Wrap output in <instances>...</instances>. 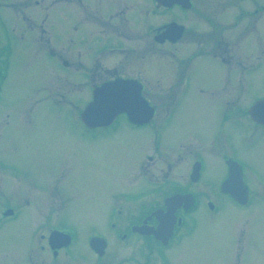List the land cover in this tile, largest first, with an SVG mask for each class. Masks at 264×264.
<instances>
[{"label":"rangeland","instance_id":"1","mask_svg":"<svg viewBox=\"0 0 264 264\" xmlns=\"http://www.w3.org/2000/svg\"><path fill=\"white\" fill-rule=\"evenodd\" d=\"M4 1L11 3L13 0ZM73 11L65 4L49 7L47 13L35 8L33 20L29 18L27 23H22L17 17L19 12L15 13L4 7L1 10L7 25L18 27L17 33L11 34L12 55L0 93V160L3 166L9 169L17 168L20 173L12 180L9 173H1L3 188L0 205L3 207L7 202L18 204L20 200L29 199L32 195L31 189L33 202L26 210L20 212L15 221L0 231V264H29L27 254L35 241L33 228L39 223L44 224L46 220H49V225L56 224L53 221L57 220L60 214L57 209L60 207L64 208V217H59L61 221H65L64 225H71L81 231L80 240L74 248L78 254V262L92 261V255L85 245L88 230L92 228L112 239L109 252L115 257V252L119 251L114 260L117 261L123 254H129V251L141 244L116 240V234L123 227L117 221L114 231L110 233L108 223L110 224L111 220L107 221V217L112 216L107 215L117 209L123 214H140L146 202L131 201L126 204L122 202L123 197L118 196H122V193L146 191L161 185L165 187L167 180L186 181L187 174L192 169L191 150L201 149L209 158L221 155L222 147L214 145L211 138L214 132H217V118L222 111L220 104L224 103L227 92L214 90H222L227 76L234 77L235 73L211 59L197 62L195 66L188 68L193 78L192 85L171 129L165 133L162 141L165 149L179 140H184L188 134L187 140L189 139L188 144L191 147L187 146L186 142L181 143L179 147L175 145V149L169 151L162 147L160 156L153 152L151 141L148 144L149 140L154 138V129L135 130L124 122L117 132L100 136L96 144L86 139L79 113L84 103L90 99V93L86 90L82 92L83 87L74 84L79 82L88 85L89 78L83 75L82 80L76 81L78 78L73 68L77 61L73 55H83L92 60L99 56L95 53L96 41L90 35L89 29L92 27L85 25L75 31ZM252 26L248 27L250 38L245 47L252 44V49L259 50L262 44L264 46V17L256 27ZM41 27L45 31L54 29V35L60 36L61 39L60 48L76 42L74 53L68 58L71 65L67 68L62 65V61L57 60L58 57L50 55L48 44L42 40ZM109 40L115 38L110 36ZM102 41L106 39L100 38L99 42ZM260 51L262 52L261 49ZM257 52L258 55L251 62L261 60L258 58L261 53ZM84 59L82 58V61ZM101 59L105 63L108 60L106 56ZM249 60L251 59H244L242 62L246 65ZM84 65L90 67L88 60ZM132 66L133 63H130L128 68ZM141 67L142 73L153 83L157 78L155 72L153 74V65L141 64ZM162 77L165 78V74ZM241 78L243 88L237 93H241L244 106L254 96L264 94V78L257 72L246 75L243 71ZM142 94L150 106L157 110L151 122L155 119L158 121L166 106L161 107L157 103L166 102L168 98H156L154 92ZM242 119L241 124L230 122L225 128V134L237 137L242 133V140L238 136L233 142L240 149L242 158L264 177V133L256 132L251 123L249 125L247 120L243 117ZM194 124H197L200 131L195 130ZM253 134L256 140L251 147L243 139ZM206 142L210 143L198 148ZM149 156L151 160L146 159ZM212 163H206L209 172L205 174V178L213 180L223 173V167L219 160ZM14 180L17 183L13 186ZM53 183L56 184L54 188ZM205 187L203 183L199 189L205 192ZM251 187L253 196H258L257 188L253 185ZM58 196L64 197L65 206L61 204L62 199ZM206 213L207 207L204 203L195 214L198 225L188 250L178 264H232L224 262L223 257L233 259L234 246L224 248V245L215 239L218 235L233 237L237 233V226L244 221L240 231L248 233L245 230L248 221L247 228L252 234L248 244L252 261L249 264H264V198L245 212L223 209L216 223L205 222ZM48 227L45 225L40 234L47 235ZM149 245L152 251L148 256L153 260L155 244ZM42 254L43 257L39 260L42 264L52 261L47 252ZM179 255L178 253L172 258L173 263ZM103 261H106V258Z\"/></svg>","mask_w":264,"mask_h":264},{"label":"flooded vegetation","instance_id":"2","mask_svg":"<svg viewBox=\"0 0 264 264\" xmlns=\"http://www.w3.org/2000/svg\"><path fill=\"white\" fill-rule=\"evenodd\" d=\"M56 4H65L70 10H74L75 31L85 25L92 27L89 29L90 35L96 41L95 53L99 57L92 60L83 55L77 57L75 54L73 55L77 61L73 68V72L78 78L76 81L82 80L81 76L83 75H87L89 78L88 85H82L75 81L74 85L83 87L82 92L86 90L91 94L104 84L123 79L134 83L142 93L154 92L156 98L163 99V96L164 99L168 98L166 102L159 101L157 103L161 107L166 106L158 121L155 119L154 122H151L157 113L154 107L153 117L145 124L131 123L128 117L123 114L117 116L113 124L107 128L100 127L88 130L84 127L85 132L83 134L92 143L95 142L96 144L100 136L117 132L121 123L124 122L135 130L154 129V138L150 139L148 144L151 141L153 152L162 156V141L165 133L171 129V125L192 85L193 78L188 68L195 66L197 62L211 59L224 65L235 75L234 77L227 76V82L222 90L220 88L214 90L227 92L223 100L224 103L220 104L222 111L217 118V132H214V136L211 138L214 145L219 148L222 147L221 155L209 158L201 152L203 151L201 149L191 150L192 169L187 174L188 179L186 181L167 180L166 185H164L167 190L161 185L146 191L123 193L126 197L124 203L130 204L129 199L132 197L135 202L143 203L146 201L145 206L140 214H123L118 211L115 215V222L110 224L108 231L110 233L114 231L115 225L119 221L118 223L123 228L116 234V240L138 242L141 244L139 247L129 251V254H123L121 259L114 261L119 251L115 252V257L113 253L109 252L112 239L106 235H98L96 229H89L85 238V245L92 255V261L78 262V254L74 248L80 240L81 231L76 228L69 229L71 241L68 246L64 245V240L61 241L57 235H54L56 232L68 233L64 221H61V218L64 217V211L60 207L57 209L60 214H58L57 220L53 221L56 224L49 225V220H46L44 224L39 223L33 228L32 235L35 241H33L32 249L27 254L29 264H42L39 260L43 257V252H47L51 256V264H178L182 261L183 254L188 250L189 242H191L198 225L195 214L201 205L205 203L207 207L204 221L216 223L217 217L223 212V209H236V211L245 212L264 198V177L253 165L242 158L240 149L233 142L238 136L242 140V133H239L237 137L225 134L227 125L230 122L241 124L242 117L247 120L249 125L251 123L254 126L256 132L264 133V124L254 121L250 116V108L259 99H264V94L254 96L247 105L243 106L241 93H237L243 88L241 86L242 71L246 75L257 72L260 77L264 78L263 44L260 47L262 52L257 48L252 49V44L250 47H245L250 38L248 27L252 26L253 23L254 26L252 27H256L264 17V0H25L24 2L23 0H13L11 3L0 0V93L5 80L1 78V74L3 71L7 77L12 55L11 34L17 33L16 28L18 27L7 25L1 14L2 7L13 10L15 13L19 12L17 17L22 23H27L29 18H33L35 8L42 9L47 13L49 7ZM41 31L42 40L48 44L50 55L54 58L58 57L57 60L62 61L63 64H61L67 68L70 64L68 58L74 53L73 49L76 42L60 48L61 39L60 36L54 35V29L53 31H45L41 27ZM110 36L115 40H109ZM100 38H104L106 41L99 42ZM257 51L261 53L258 57L261 60L251 62L258 55ZM86 54L90 56L89 53ZM103 56L108 59L106 63L101 59ZM82 58H85L83 60L85 64L88 60L90 67L84 65ZM244 59L251 60L244 65L242 62ZM187 62L189 64H183ZM130 63H133L132 68H128ZM141 64L153 65V74L155 72L157 77L152 81L153 83H150V79L142 73ZM129 73L136 75H125ZM164 74L165 78L162 77ZM229 74L231 73L229 72ZM230 79L232 81H229ZM31 125L33 127V124ZM0 126H2L1 116ZM194 128L200 131L197 124H194ZM254 135L245 137L243 141L251 147L254 146L256 140ZM187 137L188 134L184 140H179L168 148L164 149L163 147V149L169 151L185 142L187 146L191 147ZM209 143L206 142L198 148H203ZM146 159L151 160L150 156ZM214 160L221 162L223 173L213 180L205 178V174L209 172L206 163L213 164L212 161ZM231 162L238 163L241 168L243 182L248 189V197L244 199L237 200L224 190V188L233 187L227 181L230 175ZM195 169L199 170V176L197 180L193 181L192 172ZM3 172L10 174V180L20 173L17 168L9 169L3 166L0 160V177ZM15 183L17 182L14 180L13 186ZM203 183L206 186L205 192L203 189H199ZM55 185L53 183V188ZM252 185L257 188L258 196H253ZM2 188L3 183L0 180V195ZM31 193L33 195L32 189ZM188 194L194 198V207L186 210L184 208L185 202H181L170 219L172 230L170 234H167L164 229L159 228L163 220L159 221L156 214L166 213V199L171 196H186ZM32 195L29 199L20 200L18 202L20 207L17 203L9 202L3 207L0 205L3 209L0 214V231L7 224L15 221L20 212L29 207L33 202ZM58 198L62 199V204L64 197L58 196ZM110 215L109 213L107 216ZM59 217L61 218L59 219ZM121 217L123 219H120ZM45 225L49 226L47 235L40 234ZM241 225L237 226V233L233 237L227 235L220 237L218 235L215 239L220 241L224 248L229 246L235 248L233 259L227 256L223 257L226 263L249 264L252 262L250 261L251 251L248 253V244L252 235L247 228L248 221L245 228L248 233L240 231ZM141 226L146 229L143 231L133 229ZM93 237H103L106 241V249L102 256L97 255L90 246V240ZM149 243L155 244L153 260L148 256L152 251ZM178 253L180 255L173 263L172 258ZM104 258L106 261H103ZM135 258L137 260H134ZM50 263L45 262V264Z\"/></svg>","mask_w":264,"mask_h":264},{"label":"water","instance_id":"3","mask_svg":"<svg viewBox=\"0 0 264 264\" xmlns=\"http://www.w3.org/2000/svg\"><path fill=\"white\" fill-rule=\"evenodd\" d=\"M127 113L130 119L135 123H144L151 119L153 110L142 98L140 88L132 86L130 82L115 81L105 84L94 93V100L81 113L83 123L88 127L107 126L113 118L119 113ZM252 118L260 124H264V101L257 103L251 110ZM228 184L233 187L224 188L235 199L240 200L246 197V191L243 188L240 171L233 166L230 169ZM181 202H185V207L189 206L188 200L184 197L174 196L166 201V213L156 214L160 223L159 228L164 229L167 234L171 233L172 224L170 219L173 217L175 209ZM137 231H143L146 228L135 227ZM100 240L103 244H99ZM91 241L92 248L99 253H103L104 242L101 239Z\"/></svg>","mask_w":264,"mask_h":264}]
</instances>
